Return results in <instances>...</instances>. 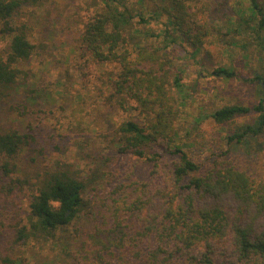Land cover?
<instances>
[{
  "label": "trees",
  "instance_id": "16d2710c",
  "mask_svg": "<svg viewBox=\"0 0 264 264\" xmlns=\"http://www.w3.org/2000/svg\"><path fill=\"white\" fill-rule=\"evenodd\" d=\"M40 1L0 0V31L11 35L8 52L0 56V98L9 99L22 83L27 87L26 102L34 105L44 96L42 88L30 86L29 72L22 67L36 45L24 24L12 22L23 3ZM101 1L79 37L81 57L87 65H118L119 70L100 72L101 95L105 103L137 111L141 117L120 125L118 152L142 158L165 145L176 160L165 170L162 185L149 188L145 182H132L135 190L122 194L129 217H120L115 210L114 226H99L98 233L91 235L92 246H88V240L82 242L79 250L83 258L89 264H117L113 263L114 257L123 261L120 264L166 263L175 255V243L178 250L199 247L201 264H264V178L232 160L215 159L203 165L177 142L180 104L191 92L184 81V70L172 68L174 44L180 39L189 42L197 46L195 54L206 41L220 43L221 35L208 20L197 23L188 0ZM250 8V19L255 22L250 29L264 38V0H250ZM152 21L164 23L160 43L145 42L153 34L136 25ZM213 72L225 78L236 75L234 68L226 66L216 67ZM248 81L263 88L254 106L231 103L208 114L218 123H230L251 110L257 112L253 122L238 124L226 136L228 146L264 133V72H256ZM34 141L33 128L23 132L0 125L1 193L8 198L21 193L30 200V227L19 226L15 241L33 236L56 238L91 206L84 194L87 185L74 172L47 171L37 183L19 172V158ZM157 155L155 152L152 157ZM126 185L131 184L118 187L127 190ZM105 223L109 225V220ZM129 225L136 229L135 234L126 231ZM146 241L152 244L149 250L143 245ZM91 253L95 260L89 259Z\"/></svg>",
  "mask_w": 264,
  "mask_h": 264
},
{
  "label": "rangeland",
  "instance_id": "374dc122",
  "mask_svg": "<svg viewBox=\"0 0 264 264\" xmlns=\"http://www.w3.org/2000/svg\"><path fill=\"white\" fill-rule=\"evenodd\" d=\"M188 1L197 23L208 20L221 40L218 44L206 41L195 54L197 46L189 42L180 39L174 44L172 68L184 70V81L191 92L180 104L177 142L203 165L212 164L215 159L232 160L254 176L264 178V133L241 144L228 146L225 140L238 124L253 122L257 112L251 110L230 123H218L208 116L226 104L254 106L261 97L259 91L263 88L248 81L256 72H264V38L250 29L255 23L251 20L250 0ZM101 4V0H41L23 3L14 14L12 22L17 26L24 24L36 45L22 67L29 72L30 86L45 92L33 105L25 101L26 84H19L9 99L0 98V125L23 132L33 128L36 135V141L19 158L20 173L37 183L47 171L74 172L87 185L84 194L91 206L56 238L33 236L15 241L19 226L30 227V200L21 193L8 198L0 190V264H89L79 250L80 245L88 240V246H92L91 235L98 233L99 226H114L115 210L120 217H129L122 194L135 190L132 182H145L149 188L162 185L165 170L176 160L165 145L155 147L142 158L118 152L120 125L141 117L137 111L105 103L101 95L100 72L119 70V66L87 65L81 57L79 37ZM136 25L153 34L145 42L160 43L165 27L162 21ZM10 41L11 35L0 31V56L8 52ZM219 66L234 68L236 75L225 78L215 74L213 71ZM155 152L158 155L152 157ZM125 183L131 184L126 185L127 190L118 187ZM108 220L109 225H104ZM130 225L126 231L133 235L136 229ZM143 245L149 250L152 244L146 241ZM173 246V259L155 264H201L199 247L178 250L175 243ZM95 257L91 253L89 259ZM112 260L117 264L123 262L117 257Z\"/></svg>",
  "mask_w": 264,
  "mask_h": 264
}]
</instances>
